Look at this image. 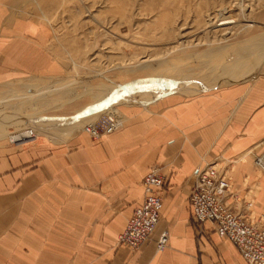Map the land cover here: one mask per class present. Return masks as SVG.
Instances as JSON below:
<instances>
[{"label": "crops", "instance_id": "0c3cea01", "mask_svg": "<svg viewBox=\"0 0 264 264\" xmlns=\"http://www.w3.org/2000/svg\"><path fill=\"white\" fill-rule=\"evenodd\" d=\"M53 33L0 0V90L62 78ZM121 110L124 127L101 140L79 134L77 121L56 120L39 124L37 136L24 127L35 137L22 144L0 139V264H248L212 223L197 237L190 195L198 167L231 161L238 197L255 186L254 217L264 215V174L254 167L264 151V76ZM153 168L166 179L160 222L133 251L118 238L142 206ZM164 230L168 246L158 251Z\"/></svg>", "mask_w": 264, "mask_h": 264}, {"label": "rangeland", "instance_id": "374dc122", "mask_svg": "<svg viewBox=\"0 0 264 264\" xmlns=\"http://www.w3.org/2000/svg\"><path fill=\"white\" fill-rule=\"evenodd\" d=\"M9 1L16 15L53 28L52 45L67 70L62 78L0 90L2 141L24 127L37 136L43 122L67 127L93 116L75 127L82 134L102 114L122 116L124 104L146 106L167 94L191 97L264 76V0ZM222 17L236 21L217 26ZM220 166L232 178L228 204L239 212L251 203L255 219V186L240 199L234 163Z\"/></svg>", "mask_w": 264, "mask_h": 264}, {"label": "built area", "instance_id": "2783aa9c", "mask_svg": "<svg viewBox=\"0 0 264 264\" xmlns=\"http://www.w3.org/2000/svg\"><path fill=\"white\" fill-rule=\"evenodd\" d=\"M124 123L112 114H102L94 122L85 125L82 132L93 140L122 129ZM31 137L35 133L29 130ZM24 136L20 143L28 141ZM17 143V142H16ZM254 164L260 174H264V151L255 156ZM194 185L190 195L192 223L198 238L205 235L204 225L210 222L220 238L231 241L240 251L248 264H264V216L259 220L251 217V203L245 204L237 212L229 204L232 194L230 172L220 164H207L198 167L194 174ZM144 202L136 208L129 219L124 232L118 238V244L138 250L148 242L160 222V213L166 192V179L153 168L142 181ZM169 232L164 230L157 240V250L168 246Z\"/></svg>", "mask_w": 264, "mask_h": 264}, {"label": "bare ground", "instance_id": "6f19581e", "mask_svg": "<svg viewBox=\"0 0 264 264\" xmlns=\"http://www.w3.org/2000/svg\"><path fill=\"white\" fill-rule=\"evenodd\" d=\"M242 13V12H241ZM219 18V17H218ZM224 17H222V19L220 20V22L217 24V26H228V25H232L235 21H227V20H225V18L223 19ZM228 19V18H227ZM218 20V19H217ZM229 20V19H228ZM218 22V21H217ZM213 23V22H212ZM209 24H211V23H209ZM212 25V24H211ZM214 26V25H213ZM217 28V27H216ZM227 31V30H226ZM226 34V33H225ZM248 49V48H247ZM217 58V57H216ZM213 61V60H212ZM221 63V62H220ZM209 69V68H208ZM166 79V78H165ZM174 79V78H173ZM164 80V79H163ZM9 112V111H8ZM9 114V113H8ZM112 115H115L119 120H120V122L121 123H124V120H123V118H122V116L121 115H119V114H112ZM1 117V116H0ZM4 117V116H3ZM7 117V116H6ZM92 118H94L93 116H87V117H85V118H81L80 120H78L76 123H77V126H79L80 124H82L83 122H85V121H87V120H90V119H92ZM125 118V117H124ZM3 119V118H2ZM17 121V120H16ZM14 124V123H13ZM9 126V125H8ZM30 130V128H23V129H21L20 131H17V132H11V134H10V136H11V139L13 140V141H18L20 138H22V137H24V136H26V135H29L30 133H28V131ZM13 133V134H12ZM116 133V132H115ZM114 134V133H113Z\"/></svg>", "mask_w": 264, "mask_h": 264}]
</instances>
